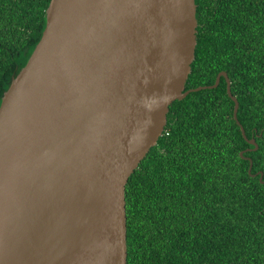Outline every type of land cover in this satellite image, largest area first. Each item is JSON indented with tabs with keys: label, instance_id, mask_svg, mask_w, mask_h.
<instances>
[{
	"label": "water",
	"instance_id": "1",
	"mask_svg": "<svg viewBox=\"0 0 264 264\" xmlns=\"http://www.w3.org/2000/svg\"><path fill=\"white\" fill-rule=\"evenodd\" d=\"M196 29L195 0L50 1L0 104V264H127L125 188L170 105L224 78L237 122L225 72L185 91Z\"/></svg>",
	"mask_w": 264,
	"mask_h": 264
},
{
	"label": "trees",
	"instance_id": "2",
	"mask_svg": "<svg viewBox=\"0 0 264 264\" xmlns=\"http://www.w3.org/2000/svg\"><path fill=\"white\" fill-rule=\"evenodd\" d=\"M51 0H0V104L46 25ZM185 91L125 188L127 264H264V0H195ZM242 153V157L240 156ZM252 169L248 173L249 161Z\"/></svg>",
	"mask_w": 264,
	"mask_h": 264
}]
</instances>
